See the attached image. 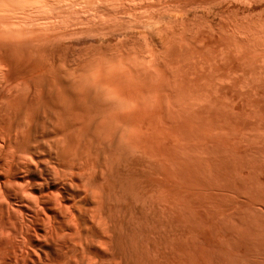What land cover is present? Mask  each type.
I'll use <instances>...</instances> for the list:
<instances>
[{"label": "bare ground", "instance_id": "obj_1", "mask_svg": "<svg viewBox=\"0 0 264 264\" xmlns=\"http://www.w3.org/2000/svg\"><path fill=\"white\" fill-rule=\"evenodd\" d=\"M259 83L264 0H0V264H264Z\"/></svg>", "mask_w": 264, "mask_h": 264}, {"label": "rangeland", "instance_id": "obj_2", "mask_svg": "<svg viewBox=\"0 0 264 264\" xmlns=\"http://www.w3.org/2000/svg\"><path fill=\"white\" fill-rule=\"evenodd\" d=\"M259 84H261V85H259V86H256L255 88H254V90H252V95H250V96H248V97H246V99L244 100V102H242L241 103V116H240V113H239V117H237V119L236 120H223V122H222V120H215V123H217V122H220V123H224V125L223 124H221V126L223 127V128H229V130L231 129L232 131L233 130H236V129H238V127H239V131L238 132H240L241 134H239L238 135V139H240V141L237 139V141L239 142V144H237L236 146L234 145V146H232V147H230L229 149L227 148L226 149V152H228L229 154H233V155H237V154H239V155H237V156H239V157H243L244 156V161H248V162H252V160H253V158H254V153H256V151L257 152H259V153H264V142L261 140L260 141V139H262L261 137H260V134H261V132H258V131H262V130H264V127H261V126H264V105H262V102H263V104H264V83H259ZM259 87V88H258ZM257 90H258V92H257ZM262 90V91H261ZM254 92H256V93H254ZM260 92H261V94H262V97H261V94H260ZM259 94H260V96H259ZM256 95V96H255ZM251 96H253V97H251ZM251 97V98H250ZM258 99L259 98V100H260V102H259V100H258V102L256 103V101L257 100H254V99ZM246 100H250L251 102H250V104H249V102L248 101H246ZM77 102V101H76ZM247 102V103H246ZM249 104V105H248ZM256 104V105H255ZM258 104V105H257ZM245 105H248L249 107H247V106H245ZM244 106V107H243ZM257 106L258 107H260L259 109L257 108ZM92 107H94V105L92 104ZM97 108V109H96ZM98 108L100 109V107H94V109L93 110H91L90 112L92 113L91 115H92V117L94 118V115H96L97 114V112L96 111H94V110H97L98 111ZM102 108V107H101ZM250 108V109H249ZM103 109V108H102ZM245 109H248L247 111H246V113L244 112L245 111ZM251 109H252V112H251ZM258 110H260V111H258ZM48 111V113L47 114H53V113H51L50 111V108H49V110H48V107H47V109L45 110V112H47ZM53 111V110H52ZM249 111V112H248ZM253 111H254V113H253ZM263 111V112H262ZM78 112L79 111H77V114H78ZM80 112H83V111H80ZM90 112H88L87 114H89ZM95 112V113H94ZM100 112L103 114H100ZM248 112V113H247ZM258 114H257V113ZM104 113H106V112H104L103 110H99L98 111V114L99 115H102L101 117L100 116H98L97 118H96V116H95V118H96V120L98 121V119L99 120H102V118L104 119V117H105V119L106 118H108L107 116H109L108 115V113H106V114H104ZM252 113V114H251ZM261 113V114H260ZM262 113H263V116H262ZM82 114V113H81ZM94 114V115H93ZM260 114V115H259ZM69 115V116H68ZM71 114H69V113H66L65 112V114L63 115L64 117L66 116V119L67 118H69V117H72V115L70 116ZM83 115H85L84 114V112H83ZM83 115H81V117H80V115L78 114L77 116V118L79 119H81L82 118V116ZM91 115L89 114V115H87L86 117H84L83 116V118H82V122H84V118H85V122L83 123V125H84V129H85V126L89 123V121H88V123H87V121H86V118H87V120H91L92 119V117H91ZM105 115V116H104ZM248 117H247V116ZM253 115V116H252ZM89 116H90V118H89ZM111 116V115H110ZM243 116V117H242ZM251 116V117H250ZM259 116H261V117H259ZM247 117V118H246ZM254 117V118H253ZM95 118L93 119L94 120V122L96 123V125H97V123L99 122H96V120H95ZM249 118H252V119H249ZM258 118V119H257ZM260 118H263V119H260ZM63 119H65V118H63ZM241 119V120H240ZM242 119H244V120H242ZM248 119V120H247ZM255 119V120H254ZM70 120V118L69 119H67V121H69ZM71 120H73V118H71ZM251 120H252V122H251ZM257 120H259V121H257ZM261 120H263V121H261ZM232 121V122H231ZM250 121V122H249ZM227 122V123H226ZM229 122V123H228ZM245 123V124H243V123ZM259 122V123H258ZM263 122V123H262ZM87 123V124H86ZM247 123V124H246ZM257 123V124H256ZM86 124V125H85ZM225 124L227 125V126H225ZM228 124H232V128L228 125ZM233 124H234V126H233ZM237 124V125H236ZM262 124V125H261ZM95 125V126H96ZM249 125V126H248ZM253 125H254V127H253ZM88 126V125H87ZM251 126V127H250ZM241 127V128H240ZM95 128V127H94ZM236 128V129H235ZM248 128H250V129H248ZM252 128V129H251ZM259 128V129H258ZM262 128V129H261ZM245 129H247V130H245ZM257 129V130H256ZM86 131H87V129H85ZM228 130V129H227ZM230 130V131H231ZM251 130V131H250ZM244 132V131H246V133L244 132V134L242 133V132ZM252 131L253 132H257V133H259V134H255V133H253V134H249V133H247V132H251L252 133ZM263 132V131H262ZM89 133V132H88ZM264 133V132H263ZM262 133V134H263ZM90 134V133H89ZM249 134V135H248ZM90 135H93V134H90ZM241 135H242V137H241ZM253 135V136H252ZM257 135L260 137H257ZM247 138V140L246 139H244V138ZM241 139H243V140H241ZM253 139V140H252ZM245 140H246V142H245ZM257 140H258V142H257ZM242 142V143H241ZM261 142V143H260ZM245 143H247V144H245ZM250 143V144H249ZM243 144V145H242ZM253 144H255V145H253ZM259 144H261V145H259ZM250 145V146H249ZM260 146V147H256V146ZM229 146V145H228ZM254 148H253V147ZM237 147H239V148H237ZM247 147V148H246ZM249 147H250V149H249ZM263 147V148H262ZM235 148L237 149V151H235L234 152V150H235ZM241 148V149H240ZM258 148H261V149H258ZM231 149H232V151H231ZM255 149V151H253ZM257 149V150H256ZM227 150H229V151H227ZM239 150H243L242 152L240 151L239 152ZM252 150V152H250ZM260 150V151H259ZM254 152V153H253ZM247 153V155H245ZM251 153H252V155H251ZM242 155V156H241ZM253 156V157H252ZM247 157V158H246ZM249 157V158H248ZM248 159H250V161L248 160ZM247 162V163H248ZM130 199V198H129ZM128 213V212H127ZM127 215H130V213H128ZM125 216V222H127V218H129L128 216ZM123 216V217H124ZM128 221H130V219L128 220ZM127 223H129V222H127ZM126 224V223H125ZM163 234V233H162ZM158 235V238H159V240L161 239V237H159L160 235L159 234H157ZM162 236V235H161ZM158 240V241H159Z\"/></svg>", "mask_w": 264, "mask_h": 264}]
</instances>
